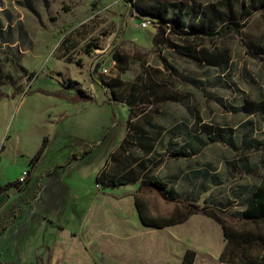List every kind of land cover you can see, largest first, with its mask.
<instances>
[{
    "label": "rangeland",
    "instance_id": "374dc122",
    "mask_svg": "<svg viewBox=\"0 0 264 264\" xmlns=\"http://www.w3.org/2000/svg\"><path fill=\"white\" fill-rule=\"evenodd\" d=\"M180 1L170 12L180 13L188 28L201 12L216 6L232 8L244 22L249 0ZM129 3L0 0V91L18 93L0 100V181L16 183L27 170L25 182L10 191L12 200L21 202L34 192L41 172L100 142L106 133L90 155L43 176V189L29 205V212L44 220V230L57 236L39 240L40 245L49 243V264H181L187 249L196 252L193 264H229L220 259L226 242L215 219L194 214L177 225L147 226L135 205L139 182L105 187L97 176L106 165L108 174L120 173L110 156L129 132L132 92L137 95L132 102L136 116L144 125L147 118L157 124L161 137L153 153L132 147L124 160L134 165L135 158L143 159L149 165L163 157L153 175L169 182L177 199L212 203L227 208L230 216L238 214L264 174V113L244 110L250 100L264 101V61L244 46L264 54V9L240 33L226 29L187 41L168 36L160 43L156 27L130 12ZM200 47L224 54L226 63L196 62L192 55ZM100 80L118 96L117 117ZM156 81L177 99H154L141 111L137 104L144 88ZM63 87L81 90L93 100L73 102L70 94L66 99L40 91ZM196 115L223 128L213 134L219 141L201 127L194 129ZM43 142L47 147L32 164ZM183 149L190 155L168 156ZM143 201L157 214L174 208L155 192H143ZM39 261L47 264L45 258Z\"/></svg>",
    "mask_w": 264,
    "mask_h": 264
},
{
    "label": "trees",
    "instance_id": "16d2710c",
    "mask_svg": "<svg viewBox=\"0 0 264 264\" xmlns=\"http://www.w3.org/2000/svg\"><path fill=\"white\" fill-rule=\"evenodd\" d=\"M129 3L128 9L130 12H138L148 19L157 29L156 40L160 43H166L168 36H173L184 41L191 40L207 35H219L224 33L226 29H230L236 33H240L241 29L246 27L247 22L252 15L259 10L264 9V0H249L246 4L245 12H242L245 21L240 22L236 12L232 8L225 10L221 7H214L207 12H201L199 18H194L185 28L186 23L181 19V14H173L170 10L176 7V2L180 0H151L149 2H141V0H127ZM181 2V1H180ZM245 3V2H244ZM243 3V6H245ZM178 10L183 8V4L178 5ZM223 23L225 26L220 25ZM248 54L252 57L264 61V54L254 52L249 45L244 44ZM91 47V46H89ZM116 55V53L114 54ZM196 62L204 63L210 66L223 65L227 61L224 54H219L217 51L209 50L206 47H200L192 55ZM116 59L121 61V56L116 55ZM101 82V80H100ZM104 86L105 94L113 106V115L118 116L115 105L118 102V96L113 95V91L108 87L106 82H101ZM163 82H150L145 86V92L141 95V103L138 107L141 111L148 109L154 99H164L176 96L166 88ZM42 93L52 95L58 98H68L65 94H70L73 102L92 101V97L81 90L69 91L66 87L58 91L40 90ZM18 93L13 92L8 94L0 91V100L3 98H14ZM130 94V117L128 119V129L126 136L123 137L118 146L117 152H113L110 159L113 158L117 163L118 175H110L106 167L103 168L98 176L97 181L104 184L105 187H114L125 185L128 183H138L139 186L134 193L135 205L137 207L141 221L151 227L164 228L177 225L185 222L194 214H204L215 219L222 227L225 238V247L221 252L220 259L229 264H264V234L261 232L264 227V174L262 175L258 185L253 192L243 199V208L238 214L230 216L227 208L212 203L201 204L198 201L185 199H177L175 189L170 186V183L153 175L154 170L165 160L159 157L152 164H147L143 159L137 160L135 164L128 163L124 160V153L129 148H138L144 154L149 155L156 150V145L161 137L159 126L147 118L148 125H144L136 116V107L132 104L134 97L137 95ZM69 99V98H68ZM244 110L250 114L256 112L264 113V101L250 100L246 102ZM203 128L204 131L210 133L209 137L212 141L220 139L213 136L215 133L224 132L223 128L215 127L210 124L203 123L199 115H196L194 120V129ZM220 131V132H219ZM106 133L102 136V139ZM100 140V142L102 141ZM100 142L88 144L83 149L76 150L68 155V157L54 164L53 167L38 176L37 186L34 192L29 195L20 205L14 210L13 217L10 221L3 222L0 225V236L3 231L17 218L19 213L32 202L42 189L41 178L45 175L53 174L58 168L66 167L73 162L79 161L91 154ZM46 143L43 142L37 153L31 158L32 164L37 163L46 149ZM190 155L185 149L174 150L169 152V157L172 159L185 158ZM120 176V177H118ZM19 182H9L4 186H0V194L5 193L10 187H14ZM143 192H155L166 203H171L174 208L167 213L157 214L152 212L148 205L143 201ZM229 205L232 201L228 200ZM232 214V213H231ZM253 226L254 229H243L246 226ZM255 249L254 251H251ZM196 257V252L188 249L183 257L181 264H193Z\"/></svg>",
    "mask_w": 264,
    "mask_h": 264
},
{
    "label": "crops",
    "instance_id": "0c3cea01",
    "mask_svg": "<svg viewBox=\"0 0 264 264\" xmlns=\"http://www.w3.org/2000/svg\"><path fill=\"white\" fill-rule=\"evenodd\" d=\"M7 183H9L7 179L3 182L0 181V186H4ZM41 185L43 189V184L41 183ZM11 189L12 187H10L5 193H2L0 195V197L2 195L6 196L2 200H0V225L3 222L10 221L13 217L16 207L28 197H25L21 202H15L12 200L14 196L11 195ZM41 191L39 192V194L41 193ZM38 195L36 196V198L38 197ZM35 199L26 205V207L19 213L15 221H13L1 234L0 264H42V262L40 263L39 261L40 257H42L43 259L45 258L46 263L49 264V255H51L49 243L46 244L45 241V244L43 242V244L40 245L39 240L40 238H45L46 240H51L53 238L56 239L57 236H51L52 234L46 232L44 230V220L42 218L39 219L38 216H35V214L29 212V205L32 204ZM29 215H31L32 217H28ZM31 221L34 222L30 223ZM31 224H34V226ZM31 228L32 231H30ZM42 234L44 235V237H42ZM89 251H91L93 254V250L90 249ZM94 260L95 259H93V261Z\"/></svg>",
    "mask_w": 264,
    "mask_h": 264
},
{
    "label": "built area",
    "instance_id": "2783aa9c",
    "mask_svg": "<svg viewBox=\"0 0 264 264\" xmlns=\"http://www.w3.org/2000/svg\"><path fill=\"white\" fill-rule=\"evenodd\" d=\"M145 22H149V23H151L148 19H147V21H144V23H145ZM27 175H28V171H27V170H24V171L22 172L21 176L18 178L17 181H18L20 184L24 183L25 180L27 179ZM0 195H1V194H0Z\"/></svg>",
    "mask_w": 264,
    "mask_h": 264
},
{
    "label": "water",
    "instance_id": "95a60500",
    "mask_svg": "<svg viewBox=\"0 0 264 264\" xmlns=\"http://www.w3.org/2000/svg\"><path fill=\"white\" fill-rule=\"evenodd\" d=\"M4 197H6V196L2 195V196L0 197V200H2Z\"/></svg>",
    "mask_w": 264,
    "mask_h": 264
}]
</instances>
